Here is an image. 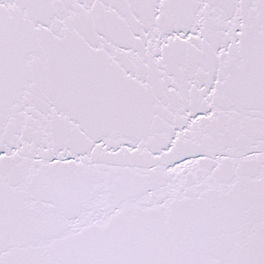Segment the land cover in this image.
<instances>
[{
  "label": "snow or ice",
  "instance_id": "snow-or-ice-1",
  "mask_svg": "<svg viewBox=\"0 0 264 264\" xmlns=\"http://www.w3.org/2000/svg\"><path fill=\"white\" fill-rule=\"evenodd\" d=\"M0 264H264V0H0Z\"/></svg>",
  "mask_w": 264,
  "mask_h": 264
}]
</instances>
